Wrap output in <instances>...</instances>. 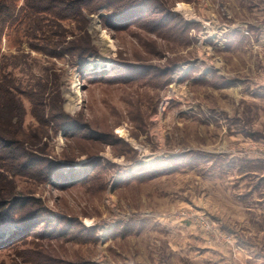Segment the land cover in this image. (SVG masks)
<instances>
[{
    "label": "rangeland",
    "instance_id": "rangeland-1",
    "mask_svg": "<svg viewBox=\"0 0 264 264\" xmlns=\"http://www.w3.org/2000/svg\"><path fill=\"white\" fill-rule=\"evenodd\" d=\"M130 1L63 24L83 60L1 41L0 264H264V0Z\"/></svg>",
    "mask_w": 264,
    "mask_h": 264
},
{
    "label": "trees",
    "instance_id": "trees-1",
    "mask_svg": "<svg viewBox=\"0 0 264 264\" xmlns=\"http://www.w3.org/2000/svg\"><path fill=\"white\" fill-rule=\"evenodd\" d=\"M12 1L13 2L10 5H8V3H6L7 5L0 4V9L2 8V10H4V12L0 11V51L1 41L3 39L6 40L9 48H17V50L23 42H26V40H34V42L39 43V46L36 45L37 47L35 48L37 52L45 54L51 58L60 59L67 57L70 61L85 59L93 49H89L90 47L86 46V44L80 45L76 41L65 42L63 36L64 31L62 32L63 24L70 23L74 20H85L89 15L97 13L102 8H104L106 12H110L111 17H113L114 15L112 14L115 12L118 13L121 9L127 11L130 10L131 7L129 6L132 4L130 0H25L23 7L16 10L17 3L15 0ZM146 1L147 3L144 6L156 7L154 0ZM139 4L143 6V3ZM137 9L140 10V8ZM131 10H133V8ZM39 26L41 28H39ZM44 27L50 31H43L42 29ZM187 27L188 24H184L182 28L186 34L188 32ZM185 33L184 35L186 36ZM53 35L55 38L52 39ZM64 43L65 45L61 46ZM0 57L4 58L5 56L2 55ZM1 83L2 82H0V98L8 93V88H4ZM41 87L42 85L40 84L37 91L33 93V91H28L22 85L19 87L17 86L14 88L16 92L14 93L15 96L12 94V96H14L15 104L18 101L23 104V101L26 100L32 105V107L39 105L43 109L48 110L49 108V111L44 110L45 113L48 112V123H51L53 127H57L58 123L61 122V124L67 125V120L64 121L59 117L61 115L60 107H57L55 104L52 107L50 100L47 98L41 99L40 93L38 92ZM16 108L19 109V105L16 104ZM53 112H55V115H53ZM18 143L15 141H3L0 137V169L3 170L5 168L3 167L4 163L11 164V169L6 173L7 176H13L14 173L19 172L17 168L20 169L25 167L26 164L23 162L29 157V154L24 152L23 146H16L19 145ZM15 146L17 149H12V147ZM10 164L7 165V168H10ZM27 167L28 166L26 165L25 168ZM34 168L36 167H29L28 169H32V171L27 172L26 174L29 176L33 175L31 173H34V171L39 173L40 170H34ZM9 210L10 207L8 204L5 205L3 203L0 205L1 221L10 218L8 217L10 216L8 213ZM11 216L15 217L16 215L11 214Z\"/></svg>",
    "mask_w": 264,
    "mask_h": 264
},
{
    "label": "crops",
    "instance_id": "crops-1",
    "mask_svg": "<svg viewBox=\"0 0 264 264\" xmlns=\"http://www.w3.org/2000/svg\"><path fill=\"white\" fill-rule=\"evenodd\" d=\"M217 255V253H216ZM189 264H200L198 261H195V260H191V262Z\"/></svg>",
    "mask_w": 264,
    "mask_h": 264
}]
</instances>
